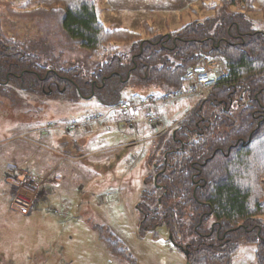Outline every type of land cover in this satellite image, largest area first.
<instances>
[{
  "label": "rangeland",
  "instance_id": "374dc122",
  "mask_svg": "<svg viewBox=\"0 0 264 264\" xmlns=\"http://www.w3.org/2000/svg\"><path fill=\"white\" fill-rule=\"evenodd\" d=\"M29 1L0 0V36L41 52L48 49L54 61L79 68L89 79L99 60L68 46L56 23L29 13ZM252 4L255 11L246 17L252 29H263L264 0ZM95 7L107 29L133 31L145 40L152 38V30L167 35L217 15L202 10L196 0H95ZM115 44L123 54L131 51L129 43ZM215 60L214 76L219 77L227 65L222 55ZM0 86V264H188L180 247L188 235L177 244L165 226L143 230L140 206L143 190L152 187L155 163L162 159L156 142L166 140L167 129L210 92L152 105V115L161 122L152 127L149 107L140 108L137 116L115 110L100 123L88 124L89 116L112 109L82 94L71 102L57 101L23 88L18 80ZM124 99L148 101L149 94H124ZM128 120L137 126L127 127ZM75 121L80 125L69 131ZM31 176L42 185L37 193L21 186ZM18 186L29 200L35 198L29 214L11 208ZM259 220L264 226V217ZM116 242L120 245H112ZM239 245L231 264H258L259 245Z\"/></svg>",
  "mask_w": 264,
  "mask_h": 264
},
{
  "label": "trees",
  "instance_id": "16d2710c",
  "mask_svg": "<svg viewBox=\"0 0 264 264\" xmlns=\"http://www.w3.org/2000/svg\"><path fill=\"white\" fill-rule=\"evenodd\" d=\"M196 1L217 15L167 35L152 30L145 40L107 29L95 0H30L29 13L56 23L68 46L87 50L100 64L86 79L79 68L54 61L50 50L0 36V78L9 74L23 88L61 102L81 98L80 91L90 96L97 81L93 98L112 109L130 103L124 94L186 92L189 71L222 55L227 69L213 75V90L156 142L162 158L154 167L157 183L143 191L141 206L151 203L148 222L166 225L175 243L188 235L181 244L188 264H231L241 242L257 243L258 264H264V28L252 29L246 17L255 11L252 0ZM118 42L131 44V51L123 54ZM212 219L214 233L204 232Z\"/></svg>",
  "mask_w": 264,
  "mask_h": 264
},
{
  "label": "built area",
  "instance_id": "2783aa9c",
  "mask_svg": "<svg viewBox=\"0 0 264 264\" xmlns=\"http://www.w3.org/2000/svg\"><path fill=\"white\" fill-rule=\"evenodd\" d=\"M218 69V63L216 61H209L203 65L196 66L192 68L189 73L186 76V79L191 83L189 85V90L186 92H178L173 95H150L148 101H142L139 104L136 103H128V102H122L115 108H113L110 112H108L107 115L104 114H94L92 116H89L86 120V123L93 124V123H100L103 121L107 116L111 115L113 111L118 110L122 112L124 115L128 114H137L138 108L140 107H148L152 105H160L168 103L172 100H178L181 98H184L186 96H192V95H199L201 97H204V94H208L210 91L213 90L215 87L217 80L213 76L214 73ZM202 93V94H201ZM152 112H149L147 114V120L150 126L156 127L161 122L160 119L153 116ZM80 123L78 122H72L68 126L69 131L75 130ZM127 127L134 128L136 126V123L132 120H128L126 122ZM26 183V184H24ZM22 182L21 186L26 190V192H32L37 193L38 188L41 185L39 184V180L35 177H30L25 180V182ZM20 188L18 186V189L16 188V194L13 202L11 203V206L13 209H16L17 211L21 212L22 214H29L33 206L35 204V198L32 200H29L26 196L22 194V191H20Z\"/></svg>",
  "mask_w": 264,
  "mask_h": 264
},
{
  "label": "flooded vegetation",
  "instance_id": "af4514ba",
  "mask_svg": "<svg viewBox=\"0 0 264 264\" xmlns=\"http://www.w3.org/2000/svg\"><path fill=\"white\" fill-rule=\"evenodd\" d=\"M19 77V76H18ZM62 79H64V78H61V80ZM11 83V76L8 74L7 75V77H6V81H4V80H2L1 78H0V85H8V84H10ZM55 85H57V84H55ZM92 95L94 94L95 95V89L96 88H99V85H98V83H97V81H93L92 82ZM78 91H80V90H78ZM80 93H81V91H80ZM82 94V93H81ZM84 97H88L89 95H84V94H82ZM158 174H157V172H156V174L153 176L154 177V179H153V182L151 183L152 184V187L151 188H149V189H144V190H148V191H152L153 190V188H155L156 187V184L155 183H157V180H155V178H158V176H157ZM147 182H146V186H149L148 184H149V181L148 180H146ZM143 190V191H144ZM141 203H143V202H141ZM150 205H151V203H149V202H146L145 203V206H141V209H140V212H141V216H142V222H141V227H142V229L143 230H146V231H148V230H152V229H155L156 227H155V225H152V224H150V222H148V215L149 214H152V212L151 211H153V209H152V207H150ZM142 207H144V208H142ZM11 208L13 209V207L11 206ZM147 221V224L146 225H144L143 223L144 222H146ZM208 223V222H207ZM202 224V223H201ZM163 226H165L166 227V225H163ZM160 227H162V226H160ZM168 229V228H167ZM215 229H216V224H215V222H211V226H210V230H211V232L212 233H214V231H215ZM168 231H169V229H168ZM225 236V235H224ZM189 246V245H188ZM180 247H182V246H180ZM182 248H185V249H187L185 246L184 247H182ZM188 250V249H187ZM55 255V254H54ZM44 259H46L47 260V254L46 255H44Z\"/></svg>",
  "mask_w": 264,
  "mask_h": 264
},
{
  "label": "water",
  "instance_id": "95a60500",
  "mask_svg": "<svg viewBox=\"0 0 264 264\" xmlns=\"http://www.w3.org/2000/svg\"><path fill=\"white\" fill-rule=\"evenodd\" d=\"M168 38L169 39H171V36L169 35L168 36ZM51 93H49V95H50ZM79 94L81 95V93L79 92ZM82 96V95H81ZM94 97V94L93 95H91V96H88V97H82V98H84V99H86V100H89V99H92ZM171 239H172V236H171ZM181 250H183V252L185 253V255L188 257L189 256V250H187V249H185V248H182L181 247Z\"/></svg>",
  "mask_w": 264,
  "mask_h": 264
},
{
  "label": "crops",
  "instance_id": "0c3cea01",
  "mask_svg": "<svg viewBox=\"0 0 264 264\" xmlns=\"http://www.w3.org/2000/svg\"><path fill=\"white\" fill-rule=\"evenodd\" d=\"M154 95V94H153ZM157 95H162V94H157ZM143 96H145V95H143ZM133 103H136V104H139V103H141V100H137V101H133ZM149 107V110H150V106H148ZM148 107H144V109H147ZM149 110H147V114L149 113ZM113 113V112H112ZM171 128H173V127H171ZM171 128H169V129H167V130H170Z\"/></svg>",
  "mask_w": 264,
  "mask_h": 264
}]
</instances>
